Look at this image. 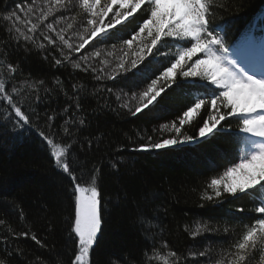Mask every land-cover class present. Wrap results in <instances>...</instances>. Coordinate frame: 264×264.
I'll return each instance as SVG.
<instances>
[{
  "label": "trees",
  "instance_id": "16d2710c",
  "mask_svg": "<svg viewBox=\"0 0 264 264\" xmlns=\"http://www.w3.org/2000/svg\"><path fill=\"white\" fill-rule=\"evenodd\" d=\"M31 2L0 0V81L7 85L13 102L31 117L30 124L20 122L22 126H17L11 106L0 98V261L71 264L74 258L76 240L72 238L74 233L69 235L75 219L74 185L71 177L57 168L51 146L40 135L44 133L62 147L72 145L71 154H66L65 159L72 161L76 176L82 177V186H92L90 173L100 169L94 174L101 199V231L90 250L89 264H164L165 260L169 264H227L228 253L235 251L232 246L242 238L245 225L256 219L253 201L261 197L229 196L212 201L203 197L205 192L212 194L207 189L212 178L239 162L238 147L243 138L237 134L239 122L234 118L222 121L224 129L207 143L201 140L158 151H132L149 143L148 137L151 142L174 137L176 133L168 130L172 123L180 126L179 118L195 98L204 97L205 92L210 94L206 82L191 78L196 83L173 84L154 106L133 116L129 108L135 110L140 93L163 71L156 62L170 66L157 53L144 62L153 69L147 80L134 77L131 72L115 80L107 78L117 61L107 57L106 52L118 50L122 39L130 38L136 23H127L119 39L93 41L90 44L94 47L86 45L81 50L86 56L100 50V59H107L108 67L99 59L85 62L79 53H73L70 62L54 67V57H62L51 46H47V51L31 43L24 46L22 39L19 48L14 43L6 44L11 21L6 22L3 17L19 11L23 18L25 12L15 9V5ZM36 3L42 6L45 0ZM73 3L75 11L64 14L69 19L61 21L57 30L82 18L79 0ZM215 4L220 9L215 21L224 27L228 44L242 40L256 22L264 24V0H215ZM242 27H248L245 33H239ZM112 45H116V50ZM161 52L175 55L174 49L167 47ZM77 62L81 63L79 69L74 67ZM9 63L17 68L15 79L9 74ZM86 64L87 71L83 70ZM97 75L101 79H95ZM13 87L18 91L14 92ZM199 90L202 94L197 93ZM125 102L128 108L121 107ZM206 115V108L194 113L189 123L182 126L184 135H195ZM49 116L53 117L51 121ZM163 125H168V129ZM205 228L215 231H204ZM225 228L229 229L227 233ZM21 232H29V236L17 239ZM32 233L44 247L31 239ZM205 247L210 249L209 254L200 257L198 253ZM170 251L177 256H169ZM252 264H264L259 253Z\"/></svg>",
  "mask_w": 264,
  "mask_h": 264
},
{
  "label": "snow or ice",
  "instance_id": "6c2138e0",
  "mask_svg": "<svg viewBox=\"0 0 264 264\" xmlns=\"http://www.w3.org/2000/svg\"><path fill=\"white\" fill-rule=\"evenodd\" d=\"M15 9L24 11L25 16L22 18L19 11H11L3 17L4 21H11V27L7 29L10 40L6 44L14 43L19 48L22 46L20 43L22 39L25 42L24 46L31 43L46 51L47 46H51L62 57H54V67L70 62L73 53L81 54L85 62L99 59L101 64L108 67L109 61L100 59L102 56L100 50L92 52L90 56L83 55L81 50H84L86 45L94 47V44H90L93 41L105 43L108 39H119L123 35L121 29L127 23L135 22L137 27L132 30L130 38L122 39L118 50L116 45H112L116 51L106 52L107 57H114L117 61L112 74L107 78L115 80L121 74L131 72L134 77L147 80L153 69L144 62L146 58L154 57L157 53L170 66L156 62L159 67H163V71L151 79L146 91L140 93V103L135 110L129 108L133 116L141 113L143 109H148L149 106H154V102L173 84L181 86L196 83V80L191 78L206 82L210 94L205 92L204 97L195 98V102L183 111L182 117L179 118L180 126L175 122L170 129L168 125L162 126L164 129L174 131L176 133L174 137L161 138L159 142H151L152 138L148 137L149 143L140 144L132 151L164 150L201 140L207 143L224 129L222 121L236 119L239 122L238 132L245 138L253 139L248 141L247 146L243 144L239 146L238 163L227 167L222 175L210 180L207 189H211L212 194L205 192L203 198L212 201L226 199L229 196L235 199L251 198L255 195L261 197L259 201H253L256 205L253 211L258 214L256 219L245 225L246 231L242 238L232 246L235 251L228 253L227 264H252L258 253L259 258L264 260V42L261 44L259 67L254 65L251 54L246 55L239 48L230 49L226 37L221 35L224 27L215 21V16L220 11L215 0H104V2L79 0L82 18L79 22L67 23L66 28L60 27L59 30L57 26L61 21L69 19L64 14L75 11L73 0H45L42 6L38 5L36 0H32L29 5L17 3ZM50 17L51 22H48ZM71 19L75 20V16ZM68 32H72L73 36H68ZM42 41H46L47 45ZM165 47L174 49V57L171 53L166 56L161 52V48ZM117 51L119 55L116 54ZM142 64L144 66L140 67ZM74 67L81 68V63H75ZM7 68L15 79L17 68L11 63ZM83 70H88L87 64ZM91 70L96 72L94 66ZM94 78L101 79L98 75ZM29 87L35 89L36 85L29 84ZM75 87L73 85L74 90ZM12 90L18 91L15 87ZM0 98L11 106V111L17 118V126H22L20 122H23V125L31 123V117L13 102L14 97L8 93V87L3 81H0ZM119 99L117 95V100ZM76 106L79 108V103ZM121 107L128 108V103L125 102ZM202 108L207 109V115L198 126L197 133L184 135L182 126L187 125L193 113L201 112ZM64 111L68 112V109L65 108ZM52 119V116L48 117L49 121ZM65 124H68L67 120ZM64 132L70 134L68 128H64ZM40 135L51 146V155L55 158L57 168L70 176L74 185L75 220L69 235L72 236L74 233L73 240L76 238L78 240L71 264H89L90 250L93 249L101 231V199L95 186L94 174L100 169L96 168L90 173L92 186H82L80 183L82 177L76 176L72 161L65 159L66 154H71L72 145L66 144L62 147L44 133ZM112 167L115 168L116 165L113 164ZM21 216L23 217L22 213ZM228 230L224 229L226 233ZM204 231L215 230L205 228ZM195 235L193 233V237ZM19 236L28 237L29 232H21L16 238ZM31 239L44 247L35 233L31 234ZM209 251L210 249L205 247L198 255L207 257ZM169 256L176 257L177 254L170 251ZM0 264L4 262L0 261ZM164 264L169 262L165 260Z\"/></svg>",
  "mask_w": 264,
  "mask_h": 264
},
{
  "label": "bare ground",
  "instance_id": "6f19581e",
  "mask_svg": "<svg viewBox=\"0 0 264 264\" xmlns=\"http://www.w3.org/2000/svg\"><path fill=\"white\" fill-rule=\"evenodd\" d=\"M261 7H263V6H260V8ZM255 16V15H254ZM254 16L251 18L252 20L254 19ZM251 21V20H250ZM248 28V27H247ZM247 28L246 27H242V29L241 30H239V33H245L246 32V30H247ZM187 85V84H186ZM197 93H199V94H202V91L201 90H199ZM246 145H247V143H246ZM155 151H158V150H155ZM143 152V151H142ZM144 152H146V151H144ZM75 220V219H74ZM75 235V234H74ZM76 240H78V238H76Z\"/></svg>",
  "mask_w": 264,
  "mask_h": 264
}]
</instances>
